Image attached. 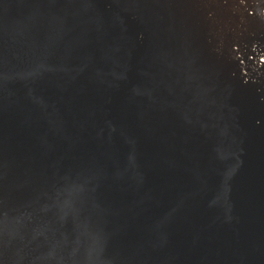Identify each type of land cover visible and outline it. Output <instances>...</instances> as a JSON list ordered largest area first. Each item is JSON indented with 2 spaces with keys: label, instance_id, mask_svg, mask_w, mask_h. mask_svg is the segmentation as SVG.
Returning <instances> with one entry per match:
<instances>
[{
  "label": "water",
  "instance_id": "water-1",
  "mask_svg": "<svg viewBox=\"0 0 264 264\" xmlns=\"http://www.w3.org/2000/svg\"><path fill=\"white\" fill-rule=\"evenodd\" d=\"M0 264H264V0H0Z\"/></svg>",
  "mask_w": 264,
  "mask_h": 264
}]
</instances>
